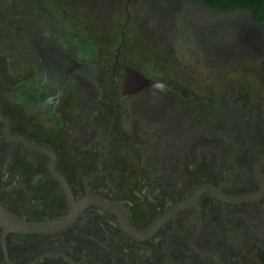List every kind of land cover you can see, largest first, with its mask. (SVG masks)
<instances>
[{"label": "flooded vegetation", "instance_id": "af4514ba", "mask_svg": "<svg viewBox=\"0 0 264 264\" xmlns=\"http://www.w3.org/2000/svg\"><path fill=\"white\" fill-rule=\"evenodd\" d=\"M103 1L0 0V206L60 219L68 190L137 232L162 222L135 237L89 204L59 232L0 227V264H264V100L187 83L160 47L176 35L91 23L121 3ZM242 41L238 68L264 76L263 32Z\"/></svg>", "mask_w": 264, "mask_h": 264}, {"label": "rangeland", "instance_id": "374dc122", "mask_svg": "<svg viewBox=\"0 0 264 264\" xmlns=\"http://www.w3.org/2000/svg\"><path fill=\"white\" fill-rule=\"evenodd\" d=\"M108 3L112 2L103 1V7L108 8ZM116 7L117 12L106 9L102 13L103 18L98 16L99 8L90 7L94 15L90 22L101 19L115 24L148 19L150 22L144 28V35L155 38L177 36L173 44L169 39L160 47L171 57L169 62L175 56L174 61L168 64L171 69L178 68L176 59L185 62L187 83L216 84L227 88L245 84L251 87V92H256L255 95L253 93L255 99L264 100V76L238 68L243 66L245 57L238 52V47L242 46L240 43L248 36L260 37L261 32L246 13L218 14L188 0H121ZM194 70L195 74L189 73Z\"/></svg>", "mask_w": 264, "mask_h": 264}, {"label": "water", "instance_id": "95a60500", "mask_svg": "<svg viewBox=\"0 0 264 264\" xmlns=\"http://www.w3.org/2000/svg\"><path fill=\"white\" fill-rule=\"evenodd\" d=\"M69 195L70 210L67 215L60 219L53 220H41V221H23L15 218L12 214L6 211L0 206V227L4 230V235L9 232H15L20 234H50L65 230L71 227L81 212L89 205L96 204L100 207L107 208L109 210L117 212L121 216L122 227L127 230L129 234L135 237L146 236L152 232H155L159 227L162 220L158 221L146 232H137L129 224L124 210L120 206H116L105 202L104 200L97 197H87L79 202H76L70 192L67 190ZM44 256V255H43ZM39 257L38 259L43 258ZM36 259L32 264L38 260ZM11 263V262H10ZM13 264V263H11Z\"/></svg>", "mask_w": 264, "mask_h": 264}, {"label": "trees", "instance_id": "16d2710c", "mask_svg": "<svg viewBox=\"0 0 264 264\" xmlns=\"http://www.w3.org/2000/svg\"><path fill=\"white\" fill-rule=\"evenodd\" d=\"M218 14H232L237 11L248 15L264 34V0H188Z\"/></svg>", "mask_w": 264, "mask_h": 264}]
</instances>
